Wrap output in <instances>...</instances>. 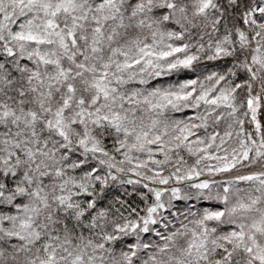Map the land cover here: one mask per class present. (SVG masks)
I'll use <instances>...</instances> for the list:
<instances>
[{"label":"snow or ice","instance_id":"snow-or-ice-1","mask_svg":"<svg viewBox=\"0 0 264 264\" xmlns=\"http://www.w3.org/2000/svg\"><path fill=\"white\" fill-rule=\"evenodd\" d=\"M0 264H264V0H0Z\"/></svg>","mask_w":264,"mask_h":264}]
</instances>
